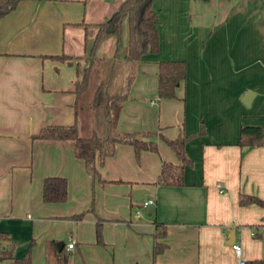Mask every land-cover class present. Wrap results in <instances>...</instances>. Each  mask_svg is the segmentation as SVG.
<instances>
[{"label":"crops","instance_id":"crops-1","mask_svg":"<svg viewBox=\"0 0 264 264\" xmlns=\"http://www.w3.org/2000/svg\"><path fill=\"white\" fill-rule=\"evenodd\" d=\"M121 1L21 0L0 16V231L8 236L1 249L20 257L33 240L31 264H60L64 254L66 264H237V242L247 264L264 259V205L238 203L239 193L264 199V145L237 144L242 126L264 127V0H152L158 51L136 64L117 127L175 138L203 124L204 135L185 144L192 163L184 184L154 183L162 160L180 163L161 139L158 152L142 150L138 159L130 144L116 143L97 180L72 140L30 137L46 124L73 123L74 81L86 56L124 57L126 25L117 53L114 35L92 50L96 24ZM61 53L77 58L48 56ZM159 59L186 63L176 97H157ZM45 176L66 178L63 202L42 200ZM138 188L147 192L134 200ZM150 197L155 204L137 215ZM155 221L165 226L157 241L166 246L153 255Z\"/></svg>","mask_w":264,"mask_h":264},{"label":"trees","instance_id":"trees-1","mask_svg":"<svg viewBox=\"0 0 264 264\" xmlns=\"http://www.w3.org/2000/svg\"><path fill=\"white\" fill-rule=\"evenodd\" d=\"M21 0H0V16L14 9ZM160 17L152 6V0H122L101 22L92 43V50L103 38L114 35L117 38L116 53L120 46V35L124 26L127 31V51L123 58L114 54L111 57L86 56V65L80 76L74 81L73 103L74 121L72 124H46L32 134V139L72 140L74 156L83 161L86 172L100 180L98 165L114 153L116 143L130 144L138 159L142 150L158 152L157 139L163 140L176 154L180 163L162 160L160 172L154 183L167 185L184 184L183 172L186 164L192 160L185 153V144L205 133L201 124L197 131L181 132L175 138H168L158 130L124 131L117 127L121 105L129 96L128 92L134 77V68L144 54L158 51V24ZM53 59L71 60L77 58L68 54L48 55ZM157 97H176L175 88L186 77V63L182 59H159L157 61ZM238 145H264V127L242 126L237 139ZM67 196V181L62 176H45L42 181V200L45 202H63ZM239 204L256 203L264 205V199L251 194L239 193ZM83 212L70 215L80 218ZM154 244L152 254L161 252L166 244L157 241L166 233L161 222H154ZM8 238L0 231V239ZM96 241L102 243L101 220L96 221ZM30 242L20 257L12 256L11 248L1 249L0 258H13L16 264H31ZM61 252V251H60ZM67 255H62L60 264H66ZM264 259H253L248 264H262Z\"/></svg>","mask_w":264,"mask_h":264},{"label":"built area","instance_id":"built-area-1","mask_svg":"<svg viewBox=\"0 0 264 264\" xmlns=\"http://www.w3.org/2000/svg\"><path fill=\"white\" fill-rule=\"evenodd\" d=\"M155 204V199L153 197L144 199L140 201L137 206H135V213L139 215L147 206L149 205H154ZM232 248L237 256V264H247L245 259L241 258L240 253H241V247L240 244L237 242H233ZM74 247V239L71 235L67 236V243H66V249L71 250Z\"/></svg>","mask_w":264,"mask_h":264},{"label":"water","instance_id":"water-1","mask_svg":"<svg viewBox=\"0 0 264 264\" xmlns=\"http://www.w3.org/2000/svg\"><path fill=\"white\" fill-rule=\"evenodd\" d=\"M251 95H252V93L250 92V91H247L246 93H245V95L243 96V101L246 103V104H248L249 103V101H250V98H251ZM147 192V190L146 189H142V188H138V189H133V191H132V198L134 199V200H136V199H139L144 193H146ZM230 241H228V243H232L233 242V240H234V235H233V233H231V235H230ZM58 244H62V241H59L58 242Z\"/></svg>","mask_w":264,"mask_h":264}]
</instances>
